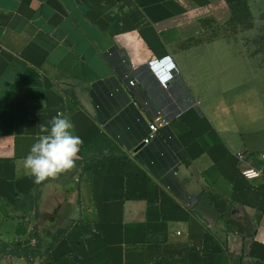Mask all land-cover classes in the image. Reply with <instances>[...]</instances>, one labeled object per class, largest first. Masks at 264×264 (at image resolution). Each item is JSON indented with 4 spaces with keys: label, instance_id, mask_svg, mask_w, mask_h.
<instances>
[{
    "label": "crops",
    "instance_id": "0c3cea01",
    "mask_svg": "<svg viewBox=\"0 0 264 264\" xmlns=\"http://www.w3.org/2000/svg\"><path fill=\"white\" fill-rule=\"evenodd\" d=\"M234 1L0 0V245L30 250L0 264H264V175L241 173L264 172V51L200 38ZM157 110L169 126L143 145ZM58 113L79 159L36 184L23 159Z\"/></svg>",
    "mask_w": 264,
    "mask_h": 264
},
{
    "label": "clouds",
    "instance_id": "9594fccd",
    "mask_svg": "<svg viewBox=\"0 0 264 264\" xmlns=\"http://www.w3.org/2000/svg\"><path fill=\"white\" fill-rule=\"evenodd\" d=\"M39 128L41 135L23 159L24 168L36 184L74 169L83 144L73 133L74 124L63 114L58 113L48 125L40 124Z\"/></svg>",
    "mask_w": 264,
    "mask_h": 264
},
{
    "label": "built area",
    "instance_id": "2783aa9c",
    "mask_svg": "<svg viewBox=\"0 0 264 264\" xmlns=\"http://www.w3.org/2000/svg\"><path fill=\"white\" fill-rule=\"evenodd\" d=\"M167 58H169V57H167ZM163 61H164L163 63L168 62V60H163ZM156 62L157 61H153L150 63V65H151L150 69L152 67L157 69L158 63H156ZM167 67L169 69L168 73H165L166 70H164V68H161V69L158 68V70L160 72L157 74L158 76H160V79H163L162 83L165 86V88L167 87L166 86L167 80H169V79L172 80L176 76L174 69L177 70V68L175 67V64L172 63V61L167 63ZM162 69L164 71H162ZM125 76H126V79L128 80L129 86L136 85L135 79L131 76L130 73H127ZM170 120L171 119L165 115L164 111L157 110L155 112V114L152 116V118L150 120H148V132H147L146 136L142 139V142L144 144L152 143L157 137H159L162 130L169 126ZM171 137L172 136H170L169 138H171ZM247 155H248L247 153L241 152V153H238L237 156H238V159L240 160V162H243L246 159ZM263 157H264V154H263ZM241 173L243 174V176H245L248 179L258 178V177L264 175V172L260 168H257L253 165H248L247 167H245L244 169L241 170ZM31 244L34 247L37 245L36 238L32 239Z\"/></svg>",
    "mask_w": 264,
    "mask_h": 264
},
{
    "label": "trees",
    "instance_id": "16d2710c",
    "mask_svg": "<svg viewBox=\"0 0 264 264\" xmlns=\"http://www.w3.org/2000/svg\"><path fill=\"white\" fill-rule=\"evenodd\" d=\"M231 7V17H230V24L233 25H244L247 27H252L254 24V20H255V16L253 15L252 11H251V7L249 4L248 0H236L234 2H232L230 4ZM261 19L264 20V13L261 15L260 17ZM173 134H168L167 138H169L170 136H172ZM173 136L171 138H169L170 140H172L171 142H173ZM106 143V139H104L103 135H100L95 143L94 146H98L100 144ZM35 198H37L36 195L33 194H26L24 196H17L16 200L14 202V208L17 210H22L24 208H26L29 204L28 200H33L35 201ZM57 239V238H56ZM28 242V241H27ZM26 242V243H27ZM0 247L2 248V250L8 254V249H11V253L12 254H17V253H26L27 255H29L28 253L30 252L28 246H24L22 243H1ZM235 264H244L243 259L242 258H238L236 260Z\"/></svg>",
    "mask_w": 264,
    "mask_h": 264
},
{
    "label": "rangeland",
    "instance_id": "374dc122",
    "mask_svg": "<svg viewBox=\"0 0 264 264\" xmlns=\"http://www.w3.org/2000/svg\"><path fill=\"white\" fill-rule=\"evenodd\" d=\"M230 20V19H229ZM229 20L218 21L210 19L206 24V31L200 37L201 39H210L215 37H221L226 35H235L238 33L239 39H253L258 41L256 43L255 50L264 51V20L257 18L254 20L252 27L244 25H233L230 24ZM30 215V207L25 208L20 212V216L26 218Z\"/></svg>",
    "mask_w": 264,
    "mask_h": 264
},
{
    "label": "water",
    "instance_id": "95a60500",
    "mask_svg": "<svg viewBox=\"0 0 264 264\" xmlns=\"http://www.w3.org/2000/svg\"><path fill=\"white\" fill-rule=\"evenodd\" d=\"M160 64H158V67H157V69L158 68H160ZM157 69L156 68H151L150 70L153 72V74L155 75V77L157 78V81L159 82V85L161 86V87H164L165 88V86L163 85V79H160V76H157V74H155L156 73V71H157ZM155 71V72H154ZM174 72L176 73L175 75L177 76V70H175L174 69ZM178 78H179V76H177ZM174 79H176V78H174ZM173 80V79H172ZM171 85V81L170 80H167V82H166V86L168 87V86H170ZM143 145H145V144H143Z\"/></svg>",
    "mask_w": 264,
    "mask_h": 264
}]
</instances>
